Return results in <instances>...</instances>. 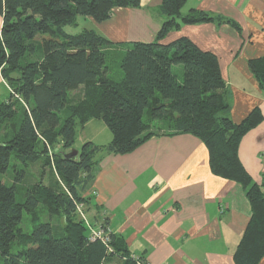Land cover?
Masks as SVG:
<instances>
[{"label":"trees","instance_id":"16d2710c","mask_svg":"<svg viewBox=\"0 0 264 264\" xmlns=\"http://www.w3.org/2000/svg\"><path fill=\"white\" fill-rule=\"evenodd\" d=\"M186 2L163 0L159 11L166 20L154 42L113 43L95 30L69 34L65 28L79 17L104 23L115 9L139 8L141 0H0V77L10 90L9 101L0 102V264L146 263L106 223L87 216L110 239L107 245L90 242L78 207L89 214L96 193H86L100 154L129 155L154 137L187 134L208 149L213 174L241 184L251 204L235 264L261 263L264 188L238 156L261 113L255 109L233 123L217 57L186 37L162 43L184 25L238 26L202 11L183 15ZM249 68L264 91V57ZM78 90L82 101L73 106L70 95ZM91 121H102L113 140L107 146L86 142L76 154L77 128ZM36 165L38 177L31 173ZM50 166L56 175L47 185ZM6 174L10 183L3 182Z\"/></svg>","mask_w":264,"mask_h":264},{"label":"crops","instance_id":"0c3cea01","mask_svg":"<svg viewBox=\"0 0 264 264\" xmlns=\"http://www.w3.org/2000/svg\"><path fill=\"white\" fill-rule=\"evenodd\" d=\"M162 3L141 0L139 8L115 9L101 24L86 19L113 43H151L166 20L159 11ZM191 11L231 20L238 28L184 25L162 43L186 37L217 57L233 123L260 111L262 121L242 138L238 156L264 188V91L249 68L251 60L264 57V0H187L182 14ZM97 160L86 193L96 192L90 220L103 221L123 237L133 257L146 264H235L252 207L241 184L213 174L201 140L189 134L154 137L132 154H100Z\"/></svg>","mask_w":264,"mask_h":264},{"label":"rangeland","instance_id":"374dc122","mask_svg":"<svg viewBox=\"0 0 264 264\" xmlns=\"http://www.w3.org/2000/svg\"><path fill=\"white\" fill-rule=\"evenodd\" d=\"M1 22H2V17L0 15V25H1ZM96 26L97 25H95L93 22H90L86 18L79 17L78 21H77V25L66 27L65 31L69 34H78V33L82 32L84 29L91 30V28H94L97 33L101 34V32H100L101 29L99 28L100 30H98L96 28ZM0 31H1V26H0ZM101 35H103L104 37H106V36L111 37V35H107V34H101ZM115 40H118V39L115 38ZM118 41H120V40H118ZM119 43H123V42H119ZM9 92H10V90L8 89L7 84L3 81L2 78H0V102H3V101L8 102L9 101L8 100ZM13 100H18V99L13 98ZM81 101H82V90H78V91H76L70 95V104H72L73 106L74 105L76 106V104H78ZM163 124L164 123L160 122V121L156 123V125L159 127H161ZM2 130L3 129H0V135L2 134ZM112 140H113V136H112L110 130L102 121H92L90 124L86 125V127L84 129L77 128L76 140H75V143L73 146V150L77 154V153H80L82 146L86 142H91L94 145L107 146L108 144H110L112 142ZM52 151H53V149H52ZM47 171H46V174L44 176V182L48 185L51 181V177H55L56 174H55V171L53 170V168L51 166ZM31 173L38 177L40 175L39 165L32 167ZM2 178H3V182L10 183L12 181V177L10 174H6ZM56 178L58 179V177H56ZM33 179H35V178H33ZM91 193L94 194L96 192L91 191ZM20 200L21 199L19 198V201ZM42 210H41V212H42ZM39 215L41 216L40 213H39ZM84 216L86 218L88 216V220L90 219V216H89V214H87V211H86V214L84 213ZM80 219H83V218H81V216H80ZM25 223H26L25 228L27 230L28 229L31 230L32 218L27 217L25 220ZM114 261L112 263H114ZM112 263H107V264H112ZM116 264H120V262L117 261Z\"/></svg>","mask_w":264,"mask_h":264},{"label":"built area","instance_id":"2783aa9c","mask_svg":"<svg viewBox=\"0 0 264 264\" xmlns=\"http://www.w3.org/2000/svg\"><path fill=\"white\" fill-rule=\"evenodd\" d=\"M78 212L81 218H83V220L85 221V223L87 224L89 228V237H88L89 241L90 242L100 241L103 244L107 245L110 241L109 233L106 232L99 224L89 223V221H87L86 217L84 216L82 206L78 207ZM135 259L138 260L137 257H135ZM138 264H146V263L140 262L138 260Z\"/></svg>","mask_w":264,"mask_h":264},{"label":"bare ground","instance_id":"6f19581e","mask_svg":"<svg viewBox=\"0 0 264 264\" xmlns=\"http://www.w3.org/2000/svg\"><path fill=\"white\" fill-rule=\"evenodd\" d=\"M225 101V100H224Z\"/></svg>","mask_w":264,"mask_h":264}]
</instances>
